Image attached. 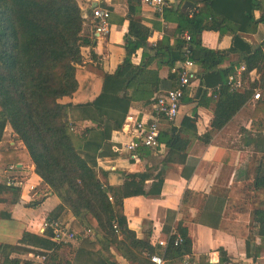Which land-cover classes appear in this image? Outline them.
Listing matches in <instances>:
<instances>
[{"label":"trees","instance_id":"obj_1","mask_svg":"<svg viewBox=\"0 0 264 264\" xmlns=\"http://www.w3.org/2000/svg\"><path fill=\"white\" fill-rule=\"evenodd\" d=\"M179 1L180 7L190 2L200 8L193 16L178 13V37L174 45H170L168 37L150 45L151 30L132 17L123 63L115 73L104 76L102 92L93 102L75 105L62 101L77 93L82 49L92 44L83 38L88 20L78 1L0 0V142L10 126L15 140L24 144V148L1 150L0 164L34 165L47 194L60 200V205L45 220L64 221L71 214L76 245L56 243L51 230L25 231L15 245L0 247L1 264H38L34 259L37 256H45L46 264H117L113 249L132 264H154L151 261L154 255L162 257L166 264H181L193 253L188 231L182 226L176 230L184 241L177 247L176 236L169 237L173 228L164 227L162 239L168 241L166 248L153 245L151 232L139 239L129 228L125 199L160 197L165 180L163 171L156 176L127 175L121 186L102 182L98 173V159L116 155L111 137L122 129L131 107L135 103L149 107L161 91L176 89L179 82L176 65L187 58L198 66L196 77L201 84L197 96L214 104L211 130L202 137L206 143L232 121L258 86L264 87L251 84L244 92H232L227 86L229 76L241 65L247 69L244 78L255 69L261 70L263 54L258 50L248 55L252 52L240 35L264 24V1ZM257 11L261 12L259 19L255 17ZM206 31L219 32L221 37L231 35L232 47L227 51L205 47L202 35ZM185 34L191 36V42L184 39ZM140 48H147L154 55L144 57L136 65L132 59ZM232 54L240 55L241 63L221 69L220 65ZM154 61L158 68L170 69L166 81L160 78L159 69L150 68ZM88 123L90 126L84 125ZM193 124L192 119L186 118L181 127L172 126L162 136L167 148L164 166L188 164L192 139H200L189 130ZM196 163L193 161L192 165ZM147 181H152L150 188ZM254 185L257 189L264 187V173L257 174ZM4 195H12L13 203L17 204L21 189L0 183V202ZM200 196L187 191L183 204ZM44 198L31 206L37 207ZM2 216L10 217L7 213H1ZM254 216L261 232L264 211L257 210ZM65 248L72 249L74 257L63 258L61 252ZM223 255L221 263L226 261Z\"/></svg>","mask_w":264,"mask_h":264},{"label":"crops","instance_id":"obj_2","mask_svg":"<svg viewBox=\"0 0 264 264\" xmlns=\"http://www.w3.org/2000/svg\"><path fill=\"white\" fill-rule=\"evenodd\" d=\"M77 1L88 20L83 38L91 40L92 44L82 49L83 64L77 69V93L62 101L75 105L93 102L102 92L104 76L115 73L123 63L132 17L141 20L151 30L148 42L155 46L164 37H168L170 45H174L178 37V13L193 16L183 11L179 0H167L169 6L162 17L152 8L135 1ZM195 6L197 13L200 6ZM96 8L111 12L110 33L107 36L95 32L93 10ZM255 17L259 19L261 12L257 11ZM240 36L252 52L248 55L258 50L263 54L260 56L263 62L259 63L261 70L255 69L248 76L249 85L263 86L264 24ZM202 41L205 47L220 51H227L233 45L231 35L221 37L219 32L213 31L204 32ZM153 55L154 52L149 49L140 48L132 61L140 65L144 57ZM240 61V55L232 54L220 68L226 69ZM150 68L159 69L160 78L166 81L170 73L168 67L158 68L154 61ZM197 73L198 66L194 74ZM200 84L199 79L192 80L178 118L173 123L163 122L161 128L162 138L172 126L181 127L184 119H192L195 125L188 129L200 139H192L187 165L164 166L162 161L167 148L161 139L157 150L147 151V148H143L131 153L124 149L134 136V124L126 119L122 129L114 132L111 137L115 157L98 159L99 178L110 186H121L127 175L147 173L156 176L163 171L165 180L160 197L136 196L124 201L129 228L139 239L151 232V241L157 245V241L164 240L165 226L173 229L182 226L187 229L192 241L193 253L189 256L191 264H264V230L259 232L261 227L256 225L254 216L255 211H264V187L257 189L254 185L257 174L264 173V100L258 102L252 97L232 121L206 143L202 137L211 130L214 104L197 96ZM263 88L258 86L256 90L264 91ZM167 91L164 89L160 94ZM149 112L150 106L135 103L129 116L133 115L135 120L141 121L148 117ZM84 125L90 126L89 123ZM10 147L24 148V144L15 140L12 128L8 126L0 142V151ZM193 161L197 163L192 165ZM11 167L0 164V183L12 180L21 189V195L17 204L13 203L12 195H4L1 199L0 215L7 213L10 217H0V247L15 245L25 231L41 233L46 216L60 205L57 196L47 194V188L35 173L34 165L27 163L17 165L15 169ZM151 184L152 181H147V188ZM187 191L201 196L189 198L183 204ZM43 196L45 198L37 207L31 206ZM169 212L173 214L169 215ZM73 219L69 214L64 221L71 224ZM112 252L116 255L117 264H132L119 256L115 249ZM221 253L226 260L224 263H221Z\"/></svg>","mask_w":264,"mask_h":264},{"label":"built area","instance_id":"obj_3","mask_svg":"<svg viewBox=\"0 0 264 264\" xmlns=\"http://www.w3.org/2000/svg\"><path fill=\"white\" fill-rule=\"evenodd\" d=\"M142 5L152 8L159 17L164 15L166 8L169 6L167 0H137ZM110 17L111 12L108 9L96 8L93 10V18L95 22V32L100 35L107 36L110 33ZM187 42H191L192 38L189 34L184 35ZM189 55V52H187ZM197 65L191 59L187 58L175 70L178 72L179 82L176 89L168 90L158 95L153 104L150 106V112L145 120L137 121L133 115L127 117L128 122L134 124V136L129 144L124 146L128 152L134 153L143 148L157 150L160 147L161 128L163 122L173 123L178 118L186 91L191 87L192 80L197 79L194 72ZM246 66L242 65L235 74L230 75L227 86L232 92H244L250 88L248 78H244ZM212 92H210L211 94ZM255 101L264 100V91L255 90L253 95ZM117 151V150H116ZM10 169H14L11 167ZM8 186L15 185L12 180L7 181ZM33 189V188H32ZM48 230L52 231V240L59 244H68L75 242V234L71 230L70 224L65 221H49L46 220L41 227V233ZM176 236L174 246H180L183 238L173 229L169 237ZM157 245L163 248L168 246L167 240L157 241ZM34 258L33 256H31ZM187 256L182 264H191ZM38 264H46L45 256H37L34 258ZM154 264H166L164 259L158 255L151 257Z\"/></svg>","mask_w":264,"mask_h":264},{"label":"water","instance_id":"obj_4","mask_svg":"<svg viewBox=\"0 0 264 264\" xmlns=\"http://www.w3.org/2000/svg\"><path fill=\"white\" fill-rule=\"evenodd\" d=\"M183 11L186 13V14H191V15H194L197 11V6H195L194 4L190 3V2H186L184 5H183Z\"/></svg>","mask_w":264,"mask_h":264},{"label":"rangeland","instance_id":"obj_5","mask_svg":"<svg viewBox=\"0 0 264 264\" xmlns=\"http://www.w3.org/2000/svg\"><path fill=\"white\" fill-rule=\"evenodd\" d=\"M188 103H190V101H188ZM79 131H80V129H79ZM148 150H150L151 151V149H147V151ZM14 167V169L16 168V166H13ZM69 244V243H68ZM75 243H73V245H74ZM73 253V250L72 249H70V248H65V250H64V252L62 253V256H63V258H65V259H71L72 257H74V254H72Z\"/></svg>","mask_w":264,"mask_h":264}]
</instances>
